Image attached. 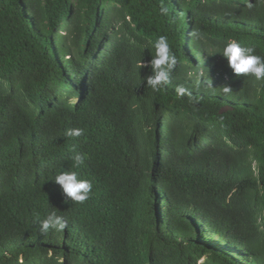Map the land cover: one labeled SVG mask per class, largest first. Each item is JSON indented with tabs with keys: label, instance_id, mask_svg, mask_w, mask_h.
Masks as SVG:
<instances>
[{
	"label": "trees",
	"instance_id": "16d2710c",
	"mask_svg": "<svg viewBox=\"0 0 264 264\" xmlns=\"http://www.w3.org/2000/svg\"><path fill=\"white\" fill-rule=\"evenodd\" d=\"M160 35L178 63L154 91ZM232 40L264 57V0H0V264H264V82Z\"/></svg>",
	"mask_w": 264,
	"mask_h": 264
},
{
	"label": "clouds",
	"instance_id": "9594fccd",
	"mask_svg": "<svg viewBox=\"0 0 264 264\" xmlns=\"http://www.w3.org/2000/svg\"><path fill=\"white\" fill-rule=\"evenodd\" d=\"M167 9L161 7V14H167ZM155 52L151 54L152 58L147 63L150 68V74L145 77L146 85L152 90L158 91L164 86L171 83V74L175 69L178 60L176 55L171 51L168 37L160 35L152 44ZM227 60V66L232 70L236 76L241 74L250 76L256 81L264 82V57L255 54V49L244 46L240 42L232 40L225 44V46L218 52ZM224 95H229L232 92L230 85L221 87ZM176 95L178 97L189 98L193 104H199V98L194 97L188 89L183 86H177ZM84 129L76 127L69 129L66 135L71 137H80ZM86 154L75 153L72 156L74 161V168H79L85 163ZM59 185L66 201L83 204L88 200L89 194L93 189V183L89 179L81 178L79 173L75 170L63 171L57 174L53 180ZM41 231H47L50 228L62 231L67 227L65 217L58 215L56 212L49 213L43 220H38Z\"/></svg>",
	"mask_w": 264,
	"mask_h": 264
},
{
	"label": "water",
	"instance_id": "95a60500",
	"mask_svg": "<svg viewBox=\"0 0 264 264\" xmlns=\"http://www.w3.org/2000/svg\"><path fill=\"white\" fill-rule=\"evenodd\" d=\"M229 109V107H224V109L223 110H228Z\"/></svg>",
	"mask_w": 264,
	"mask_h": 264
},
{
	"label": "rangeland",
	"instance_id": "374dc122",
	"mask_svg": "<svg viewBox=\"0 0 264 264\" xmlns=\"http://www.w3.org/2000/svg\"><path fill=\"white\" fill-rule=\"evenodd\" d=\"M64 33H66V31Z\"/></svg>",
	"mask_w": 264,
	"mask_h": 264
}]
</instances>
